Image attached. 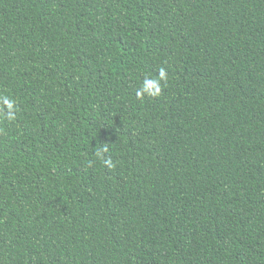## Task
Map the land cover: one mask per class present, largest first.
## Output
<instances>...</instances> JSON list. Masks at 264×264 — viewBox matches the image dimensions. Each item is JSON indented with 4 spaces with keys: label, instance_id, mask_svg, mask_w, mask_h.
Wrapping results in <instances>:
<instances>
[{
    "label": "trees",
    "instance_id": "obj_1",
    "mask_svg": "<svg viewBox=\"0 0 264 264\" xmlns=\"http://www.w3.org/2000/svg\"><path fill=\"white\" fill-rule=\"evenodd\" d=\"M0 96V264H264V0H0Z\"/></svg>",
    "mask_w": 264,
    "mask_h": 264
},
{
    "label": "clouds",
    "instance_id": "obj_2",
    "mask_svg": "<svg viewBox=\"0 0 264 264\" xmlns=\"http://www.w3.org/2000/svg\"><path fill=\"white\" fill-rule=\"evenodd\" d=\"M167 79V73L163 68L160 69L158 78L146 77L137 90L136 95L138 98H143L144 96L149 97H157L161 93V82ZM0 109L3 110L6 119L8 121H12L16 119V115L18 112V106L16 101L7 97L0 96ZM108 151L107 147L102 145L100 149H98L96 155L103 159V163L105 167L111 169L115 167L112 159L110 157H105L104 153Z\"/></svg>",
    "mask_w": 264,
    "mask_h": 264
}]
</instances>
